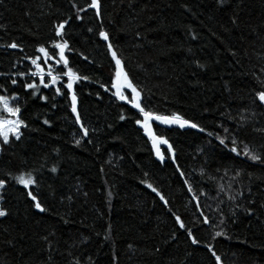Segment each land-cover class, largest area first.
Here are the masks:
<instances>
[{"label":"trees","instance_id":"16d2710c","mask_svg":"<svg viewBox=\"0 0 264 264\" xmlns=\"http://www.w3.org/2000/svg\"><path fill=\"white\" fill-rule=\"evenodd\" d=\"M73 3L86 8L81 20ZM88 3L0 0V95L19 97L10 103L28 124L0 152V179L8 181L0 201L8 212L0 217V264H216L208 245L222 264H264V163L229 151L235 137L238 149L247 144L264 157V131H257L264 130V107L255 100L264 90V0H100V18ZM69 17L65 55L88 77L74 84L87 136L70 99L55 93L67 92L66 77L44 88L25 59L42 55L41 44L53 52L51 41L60 39L54 26ZM101 27L146 110L175 112L205 130L152 123L173 149L162 146L163 164L135 123L142 119L137 109L114 95L115 64ZM12 42L23 50L6 47ZM25 83L39 86L35 96ZM29 170L36 180L29 189L7 175ZM30 190L45 212L33 206Z\"/></svg>","mask_w":264,"mask_h":264},{"label":"snow or ice","instance_id":"6c2138e0","mask_svg":"<svg viewBox=\"0 0 264 264\" xmlns=\"http://www.w3.org/2000/svg\"><path fill=\"white\" fill-rule=\"evenodd\" d=\"M217 3L220 5H223L225 3V0H217ZM73 8H77L76 4H72ZM87 8L93 9L95 11V16L97 18H100L101 16V3L100 0H90V3L87 4ZM86 11V8H77L76 11V19L81 20L82 17L80 15L81 12ZM71 17L68 19H64L61 22H58L54 26L55 36L59 37L60 39H54L51 41V48L54 50L50 53L48 47H46L44 44L39 45L36 48V52L40 53L42 55H36V56H26L25 59L30 60L31 64L35 66V71L31 72V75L36 77H39L40 85H43L44 88H48L49 84L56 85L58 81L62 80V78L66 77V83L63 84V88L67 90L66 93H62L61 88L57 87L55 89L56 95H66L70 99V107L71 112L76 114V123L80 124L81 130L83 131L84 136L88 135V129L83 126L80 120V116L77 113V94L74 91V84L77 83L80 80H87L88 77H81L77 74L76 71L73 70L72 67L69 66V60L65 55L66 49H69V44L67 40L63 39V29L67 24H69ZM235 23V20L233 21ZM89 32H92L93 29L89 28ZM139 35V34H138ZM99 38L106 43L107 51L111 57V60L114 61L115 64V74L112 79V88L115 89L114 95L122 101H127L129 104H131L132 108L137 109L142 119H136L135 123L142 128L144 134L149 138V140L152 143V147L156 152L157 157L163 161L164 156L161 153V149L159 145H167V151L172 152V146L169 143V141L163 137L158 136L154 130H153V124L152 122H158L160 124L164 125H178L180 128H184L186 125L190 126L191 128H199V125H197L194 122H191L185 118H183L181 115L173 112L171 115H164V114H158L151 110H146L145 107L141 104V93L138 91V89L133 85L131 79L128 76V73L125 71L123 61L118 56L117 51L114 49V46L111 42V38L109 33L104 30L103 27H101L99 33ZM8 48L12 49H21L23 50L21 45L17 44L16 42H12L6 45ZM58 57V58H57ZM41 60H43L44 65H48L47 72L45 73V68L41 64ZM49 60H54L56 65H63V68L60 71H56V69L48 64ZM203 67V65H201ZM2 75V74H0ZM20 77H23L25 75L24 72L17 73ZM45 75L49 78V82L45 83ZM12 85L17 84L16 79L11 80ZM3 86L0 85V88ZM103 87V85H101ZM25 90L27 89H33L34 91L31 93V95L35 96L36 91H38L39 86L35 83H25L24 84ZM125 89L130 90L131 92V98L127 95H125ZM19 97L15 94L12 96L8 95H0V141H2V144H0V152H3L4 145L10 144L13 140L19 141L23 135L21 129L27 128L28 124L27 122L21 118V107L17 104L13 106L10 101L18 100ZM39 99L41 100H47V97L40 96ZM255 100L259 102L260 106H264V90L256 91L255 92ZM255 102V101H254ZM55 107V105H53ZM121 120L125 119L124 116L120 117ZM246 119V117H241V126H243V121ZM44 124H49V120L45 119L43 121ZM201 132L205 131L203 128H199ZM228 130L225 129V132ZM257 131H264L257 129ZM209 136H212L213 133L209 132ZM217 139L219 140V143L221 145H224L225 148L228 147L226 144V138H221L217 136ZM230 142L232 147L229 149L231 153H234L236 155H243L247 159L253 161V162H261L264 163V157L261 155L256 154L247 144L244 145L243 150L241 151L237 147V139L235 137L230 138ZM80 141L77 140L76 144L79 145ZM51 172L55 173L57 171V168L54 166L50 169ZM7 175L10 176L11 179H14L15 182L19 185H22L24 189H29L30 186L36 185V180L33 176V172L31 170L24 172L20 171L18 175L11 176V173H8ZM183 175V174H182ZM236 176H240V172H236ZM235 179V177H233ZM8 181L5 179H0V201L4 200L3 191L6 189ZM187 184L188 182L185 181ZM149 188L152 189L153 192H156V189L152 187L151 184L147 185ZM231 187V185H229ZM188 191L192 192L193 189L191 185L188 187ZM221 191H223V187L221 186ZM157 195H160L157 192ZM237 195H242V193H237ZM27 196L30 198V200L33 202V206L38 209L40 212H45L46 209L42 206V203L38 199L36 195L33 194V191H28ZM161 200H164L163 196H160ZM195 199V197H193ZM229 199H236V196H230ZM199 207V205H197ZM251 210H248L250 214ZM8 214L7 210L0 206V217H5ZM203 216V213H201ZM177 222L180 224L181 228H184L185 225L180 220V217H176ZM203 223L207 224L209 222L208 217H204ZM188 235L192 236L191 230H188ZM216 236L223 235L222 232L218 231L215 234ZM46 239V238H45ZM193 243H197L195 239H193ZM208 251L211 253L212 257H214L216 264H222L221 257L218 255L212 248L211 245H208ZM78 264V262H77Z\"/></svg>","mask_w":264,"mask_h":264},{"label":"water","instance_id":"95a60500","mask_svg":"<svg viewBox=\"0 0 264 264\" xmlns=\"http://www.w3.org/2000/svg\"><path fill=\"white\" fill-rule=\"evenodd\" d=\"M10 49H12V48H10ZM263 107H264V106H263ZM137 111H138V110H137ZM152 123H153L154 125H156L157 127H160V128H163V129H171V128L181 129L178 125H164V124H160V123L155 122V121H153ZM186 126H187V125H186ZM150 142H151V141H150ZM151 146H152V143H151ZM162 146H163V144L159 145L160 149L162 148ZM152 150H153V154H154V157H155L156 161H158L160 164H163L164 161H165V158L163 159V161H161V160L157 157L156 152H155V150L153 149V147H152ZM161 153H162V149H161Z\"/></svg>","mask_w":264,"mask_h":264},{"label":"rangeland","instance_id":"374dc122","mask_svg":"<svg viewBox=\"0 0 264 264\" xmlns=\"http://www.w3.org/2000/svg\"><path fill=\"white\" fill-rule=\"evenodd\" d=\"M0 142H2V141H0Z\"/></svg>","mask_w":264,"mask_h":264}]
</instances>
